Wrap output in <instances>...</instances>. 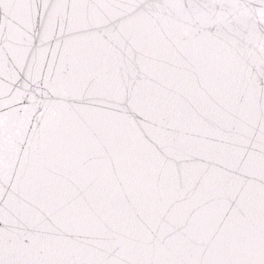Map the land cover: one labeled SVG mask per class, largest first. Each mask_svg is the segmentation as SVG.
I'll return each instance as SVG.
<instances>
[{
    "label": "snow or ice",
    "instance_id": "6c2138e0",
    "mask_svg": "<svg viewBox=\"0 0 264 264\" xmlns=\"http://www.w3.org/2000/svg\"><path fill=\"white\" fill-rule=\"evenodd\" d=\"M0 264H264V0H0Z\"/></svg>",
    "mask_w": 264,
    "mask_h": 264
}]
</instances>
